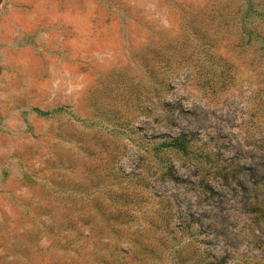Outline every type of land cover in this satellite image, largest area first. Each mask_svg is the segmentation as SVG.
<instances>
[{
  "label": "rangeland",
  "instance_id": "obj_1",
  "mask_svg": "<svg viewBox=\"0 0 264 264\" xmlns=\"http://www.w3.org/2000/svg\"><path fill=\"white\" fill-rule=\"evenodd\" d=\"M16 18L46 56L38 88L0 55V264H264V0H0V45Z\"/></svg>",
  "mask_w": 264,
  "mask_h": 264
},
{
  "label": "crops",
  "instance_id": "obj_2",
  "mask_svg": "<svg viewBox=\"0 0 264 264\" xmlns=\"http://www.w3.org/2000/svg\"><path fill=\"white\" fill-rule=\"evenodd\" d=\"M24 10H19L18 13L22 16ZM10 30L12 34L3 40H1L2 51L0 53L3 58V63L6 65L15 64L19 68L26 73L25 80L27 81V86L31 85V80L35 81L33 87H36V83L38 88L43 87V58L46 55L43 54L42 47V37L39 31L40 27L38 25V32L35 31L33 34L29 31L32 27H35V23L33 24L30 20L22 21L16 20L14 22L11 21ZM33 76V78L31 77ZM35 110H34V109ZM33 106L32 109L34 111L47 113L48 111H43L41 108Z\"/></svg>",
  "mask_w": 264,
  "mask_h": 264
},
{
  "label": "trees",
  "instance_id": "obj_3",
  "mask_svg": "<svg viewBox=\"0 0 264 264\" xmlns=\"http://www.w3.org/2000/svg\"><path fill=\"white\" fill-rule=\"evenodd\" d=\"M160 148H170V149H177V150H183L186 151L189 147V140L185 135H181L178 137H173L169 139H165L161 141L158 145ZM208 156V155H207ZM259 214H264V205H259L255 210Z\"/></svg>",
  "mask_w": 264,
  "mask_h": 264
}]
</instances>
